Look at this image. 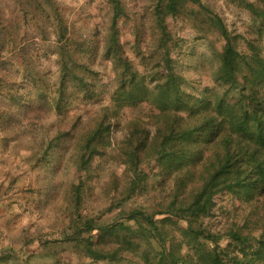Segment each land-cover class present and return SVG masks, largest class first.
<instances>
[{
    "label": "trees",
    "instance_id": "trees-1",
    "mask_svg": "<svg viewBox=\"0 0 264 264\" xmlns=\"http://www.w3.org/2000/svg\"><path fill=\"white\" fill-rule=\"evenodd\" d=\"M232 1L250 12L243 33L232 31L205 0H154L142 14L124 0H107L109 20L88 32L71 27L57 0H22L24 12L35 9L53 25L57 43L24 34L11 56V29L0 14L4 145L22 154L33 171L57 175L74 167L73 223L59 238L42 237L33 247L35 238L27 237L18 250L0 252V264H26L57 240L73 244L82 264H264V230L213 231L204 223L219 193H234L264 211V0ZM180 14L210 43L200 64L215 63L211 85L189 79L173 55L180 44L169 18ZM126 20L133 23L130 49L121 37ZM52 55L56 71L45 63ZM101 60L110 81L97 91ZM14 61L24 66L19 79L9 73ZM101 92L109 102L98 112L77 113ZM127 109L143 111L129 118ZM123 119L130 133L113 150L110 134ZM110 164L122 172L110 173L104 190L113 192V202L103 219L104 211L93 215L81 206L100 192L95 179ZM4 173L0 210L8 212L15 181L5 186ZM142 194L151 199L138 201ZM58 195L51 185L48 201Z\"/></svg>",
    "mask_w": 264,
    "mask_h": 264
},
{
    "label": "rangeland",
    "instance_id": "rangeland-1",
    "mask_svg": "<svg viewBox=\"0 0 264 264\" xmlns=\"http://www.w3.org/2000/svg\"><path fill=\"white\" fill-rule=\"evenodd\" d=\"M205 1L223 17L232 31L243 33L250 26L252 21L250 12L234 1ZM124 2L131 11L139 14L152 10L154 6V0H124ZM57 3L61 6L63 15L71 27L80 32L92 31L97 23L103 24L104 19L108 21L111 15L107 0H57ZM0 14L7 20L12 34L8 56L16 51L19 39L24 34H28V38L31 40L39 42L43 39L42 37H47L52 46L56 45L57 40L52 32L53 25L42 18V14L35 9L28 13L24 12L22 0H0ZM169 27L182 48H176L173 54L174 57H179L178 66L181 71L192 81H199L201 86L213 84L215 63L200 64L201 56L204 53L207 55L211 53L210 43L196 33L189 19L183 14L170 17ZM121 37L123 42L127 43L126 47L130 49L131 44L129 43L133 41L132 21L126 20L123 23ZM192 48L194 54L190 53ZM54 59H56V55H52L50 60H45L47 68H51L52 71H56ZM138 62L135 58V64ZM14 64L10 67L9 73L12 77L16 75L15 78L19 79L24 73V66L15 61ZM96 68L102 72L96 87L97 91H101L103 85L110 81V73L105 60L99 61ZM56 75L57 73L54 74V77ZM154 83L151 82L150 85L152 86ZM98 93L93 106H89L85 110H77V113L92 115L109 102L107 92ZM142 111L141 109L136 111L127 109L125 117H137ZM49 119L51 120L53 117L50 115ZM150 129L154 133L155 126L150 125ZM129 133L130 127L125 119L115 124L110 134L112 149L118 150ZM5 135V130L0 129V162L3 163V167L1 166L0 169L2 171L4 169V175L8 179L3 183L5 186L9 185L11 180L15 181L10 196L15 204L8 212L0 210V252L11 249L18 250L21 245H24L23 241L27 237L35 238L33 247L41 244L43 238H59L62 236L63 230L68 229L74 220L73 215L70 214L73 208L74 167L70 165L68 171L59 172L57 175L44 168L33 171L31 166L26 164L22 154H18L14 148L11 150L4 145ZM113 170L117 171L119 175L122 172L119 165L110 164L103 167L101 177L95 179L97 189L100 190L99 194L96 191L92 197L86 198L81 210L93 215L104 211L105 214L102 215V218L109 217L110 214L105 212V209L113 202L111 199L113 192L106 194L104 188L108 184L110 173ZM51 185H57L59 195L52 201H48L47 192ZM119 191L120 193L117 192L118 197H122L123 187ZM4 194L5 192L1 196ZM157 194V191H151V195ZM144 199L151 198H147V194H142L137 198L138 201ZM204 223L213 231H226L232 226H238L237 228L242 229L243 233L260 234L264 230V211L256 202H245L234 193H219L215 196V206L212 212L205 216ZM15 256L17 255L15 254ZM82 259L83 254L73 247V244L57 240L49 251L32 257L29 262L27 260L26 264H82Z\"/></svg>",
    "mask_w": 264,
    "mask_h": 264
}]
</instances>
